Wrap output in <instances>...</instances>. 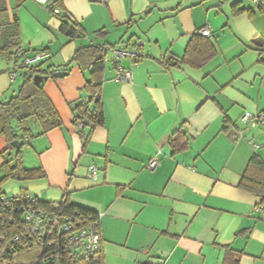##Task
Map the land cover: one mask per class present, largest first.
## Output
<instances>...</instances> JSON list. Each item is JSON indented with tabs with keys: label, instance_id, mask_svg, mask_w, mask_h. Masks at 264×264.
Segmentation results:
<instances>
[{
	"label": "crops",
	"instance_id": "1",
	"mask_svg": "<svg viewBox=\"0 0 264 264\" xmlns=\"http://www.w3.org/2000/svg\"><path fill=\"white\" fill-rule=\"evenodd\" d=\"M0 5V24L15 15L21 47L46 49L55 72H66L74 52L90 44L143 54L118 62L131 72L120 83L108 52L104 121L90 132L77 131L71 112L89 98L87 75L71 67L44 83L62 126L30 143L38 156L32 168L45 177L25 182L26 195L65 198L101 215L102 264H264L261 199L239 187L253 155L264 163V124L240 120L250 112L264 121V0H59L55 7L84 32L72 41L60 19L34 1ZM205 27L215 57L201 68L174 65ZM11 68L0 66V99L20 86ZM176 132L186 144L178 151L170 142ZM7 147L1 138L0 153ZM153 158L158 165L149 170Z\"/></svg>",
	"mask_w": 264,
	"mask_h": 264
},
{
	"label": "trees",
	"instance_id": "2",
	"mask_svg": "<svg viewBox=\"0 0 264 264\" xmlns=\"http://www.w3.org/2000/svg\"><path fill=\"white\" fill-rule=\"evenodd\" d=\"M58 2L59 0L56 1V4ZM234 13L237 14V11H234ZM1 14H5L2 5H0ZM59 19L61 21L60 31L70 41L84 36L83 30L78 24L69 20L66 16ZM100 33L102 31L98 32V34ZM46 51L44 48L26 51L21 47L18 20L15 15L11 21L0 24V58L11 65L13 74L18 73L22 79L18 90L13 95L8 99H0V139L3 138L8 146L1 155L12 148L10 147L12 142H18L14 164L11 165L10 162H5L1 166L3 178L0 184L7 180L27 182L45 177L42 168L26 169L23 166L21 142L25 144L30 138L42 136L62 126L59 114L44 90V83L47 80L54 79L53 74L55 73L53 66L48 64L49 54ZM45 53L48 54L47 58L30 66L25 64L26 58ZM107 55L106 47L94 44L82 46L74 52L71 59L63 67L66 72L71 67H77L83 74L87 75L83 90L89 95L88 100H82L71 105L73 125L76 128L77 121L82 123L81 128H76L78 132H83L86 128L90 132L95 127L103 124L104 116L100 93ZM215 55L216 50L209 38L198 33L191 37L183 56L174 65H189L193 68H201ZM31 120H34L39 127L37 133H33L30 125ZM177 133L179 132H176L170 141L174 151L186 146L185 141L181 140V134ZM239 187L260 198L261 204L264 203V163L257 155H253L250 159L241 177ZM41 202L46 206L57 204L67 213L76 211L93 220L96 219L97 214L85 208L72 206L65 198L57 203ZM235 255L237 263L240 255ZM39 256L35 250H31L16 255L15 259L17 264H30ZM99 264H102V260Z\"/></svg>",
	"mask_w": 264,
	"mask_h": 264
},
{
	"label": "built area",
	"instance_id": "3",
	"mask_svg": "<svg viewBox=\"0 0 264 264\" xmlns=\"http://www.w3.org/2000/svg\"><path fill=\"white\" fill-rule=\"evenodd\" d=\"M32 1L47 8L56 17L66 16L72 21L69 15L63 14L55 7L57 0ZM96 2L104 5L108 0H96ZM200 34L210 38L211 30L205 27ZM106 50L113 56L115 80L120 83L130 82L131 72L119 66L118 62L122 59L139 60L143 58L141 51L138 48H106ZM47 57L46 53L37 54L32 58H26L25 64L30 66ZM240 120L247 127L264 124L262 115L250 112H245ZM76 125L77 129L81 128V121H77ZM238 135L243 137L241 132ZM252 147L256 150L259 145L252 144ZM157 165V159L153 158L147 164V168L154 170ZM89 178L97 182L98 170L95 166L89 167ZM258 210L264 216V203ZM100 217L101 215H96V219L93 220L76 211L67 213L59 205L46 206L37 197L31 195L9 197L0 188V264H17L16 255L31 250H35L40 256L30 264H99ZM159 264L164 262L161 261Z\"/></svg>",
	"mask_w": 264,
	"mask_h": 264
},
{
	"label": "rangeland",
	"instance_id": "4",
	"mask_svg": "<svg viewBox=\"0 0 264 264\" xmlns=\"http://www.w3.org/2000/svg\"><path fill=\"white\" fill-rule=\"evenodd\" d=\"M2 59L0 58V66H4V62L2 63ZM21 76H18L17 78V85L21 84ZM31 128L33 130V133H37L39 131V127L36 124L34 120H31L30 122ZM34 138H30L27 140V143L21 142V157H22V162L23 166L26 169H32V165H34L35 161H37V154H34L30 143L32 142ZM15 154H16V149L14 148H9L3 155L0 153V182L2 181L3 178V171H2V164L5 162H10L11 165L14 164L15 161ZM0 188L5 192V194L9 197L11 196H18V195H25L27 192L32 193L30 188H28V185H26L25 182H17L13 180H7L3 183L0 184Z\"/></svg>",
	"mask_w": 264,
	"mask_h": 264
},
{
	"label": "water",
	"instance_id": "5",
	"mask_svg": "<svg viewBox=\"0 0 264 264\" xmlns=\"http://www.w3.org/2000/svg\"><path fill=\"white\" fill-rule=\"evenodd\" d=\"M68 75V72H55L53 74V77L56 78V79H60V78H63L65 76ZM36 80V79H35ZM10 147L14 148V149H17L18 148V142L17 141H14L10 144Z\"/></svg>",
	"mask_w": 264,
	"mask_h": 264
}]
</instances>
